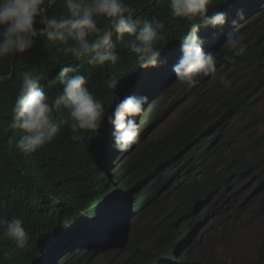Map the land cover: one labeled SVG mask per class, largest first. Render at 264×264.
<instances>
[{
	"label": "trees",
	"instance_id": "16d2710c",
	"mask_svg": "<svg viewBox=\"0 0 264 264\" xmlns=\"http://www.w3.org/2000/svg\"><path fill=\"white\" fill-rule=\"evenodd\" d=\"M262 1L213 0L210 12H225L229 22L223 29L201 30L206 50L216 55V72L190 90L204 97L202 89L227 68L249 72L244 85L224 100L206 97L191 115L153 138V129L180 98L158 107L141 130V143L120 153L110 150L112 129L106 120L99 136L89 134L83 142L72 141L70 130H64L33 155L17 151L20 132L10 125L21 74L32 72L55 98L61 91L60 69L76 66L108 113L114 97L149 98L165 91L175 78L171 68L187 31V22L171 15L168 0H124L134 19L164 23L159 68L140 69L127 40L116 36L113 43L122 61L114 67L76 61L43 37L29 52L0 59V75L9 77L0 82V200L8 204L0 210V219L23 217L31 235L23 249L0 239V264H94L109 252L105 255L113 257L108 264H200L186 255L189 242L210 220L220 225L241 216L243 203L235 196L245 184L264 193V130L254 132L264 125V114L256 108L264 92ZM63 4L64 0H44L45 14L59 16ZM239 11L244 18L235 31L254 30L245 38V55L238 57L222 42L233 31L232 20ZM98 23L103 27L106 22ZM113 77L119 81L115 91L108 86ZM213 88L214 82L205 90ZM212 102L219 104L210 112ZM238 137L243 142L235 150ZM125 153L127 159L110 172L111 162L116 164ZM113 238L117 242L111 244ZM250 264H264V243Z\"/></svg>",
	"mask_w": 264,
	"mask_h": 264
},
{
	"label": "clouds",
	"instance_id": "9594fccd",
	"mask_svg": "<svg viewBox=\"0 0 264 264\" xmlns=\"http://www.w3.org/2000/svg\"><path fill=\"white\" fill-rule=\"evenodd\" d=\"M212 4L213 0H168L171 15L187 22L186 34L179 45L180 57L171 71L189 89L216 72V55L206 50L200 33L205 27L223 29L229 17L223 11L210 12ZM43 5L44 0H0V59L29 52L37 39L43 37L76 61L83 60L92 67H114L122 61L113 43L116 36L117 40H127L126 47L134 54L140 69H156L163 62L160 45L165 40L164 23L155 18L134 19L132 8L124 0H64V12L59 16L46 15ZM243 18L244 12H237L233 26ZM98 21L106 23L101 27ZM225 43L235 56L245 55V36L235 31V27L226 35ZM7 79V75H0V82ZM58 79L61 91L52 98L32 72L21 74L10 125L20 132L17 151L33 155L64 130H70L72 141L83 142L89 134L99 136L105 120L112 129L116 150L128 151L141 143L136 117L143 113L147 96L114 97V107L108 113L104 103L89 90L88 81L78 67L71 64L62 67ZM220 83L228 89L231 82L221 77ZM108 86L115 91L118 79L113 77ZM7 207V202L0 200V210ZM0 239L19 249L25 248L31 235L23 217L0 219Z\"/></svg>",
	"mask_w": 264,
	"mask_h": 264
},
{
	"label": "rangeland",
	"instance_id": "374dc122",
	"mask_svg": "<svg viewBox=\"0 0 264 264\" xmlns=\"http://www.w3.org/2000/svg\"><path fill=\"white\" fill-rule=\"evenodd\" d=\"M238 26L237 24L233 27L236 29ZM253 30L248 29L244 32L245 38ZM225 45V40H223L222 47H225ZM227 69H225L227 70L226 72L215 78H212L213 75L211 76L212 80L209 81L210 84L207 87L214 82L215 88L212 91L209 89V91L205 90L207 87L202 89L205 92L204 97L201 98L194 91L177 81L175 77L164 87L165 91H158L148 98V103L144 106V114H141L139 119L137 118L140 130L144 128L147 120L158 107L168 106L177 97L180 99L170 108L165 118L153 129V138L161 137L171 130L180 119L183 120L191 115L195 109L206 101V97H216L217 100L231 97L234 91H237L244 85L251 74L239 69L234 71H232L233 68ZM221 77L231 82L228 89H225L221 85ZM211 104L210 112L219 103L212 102ZM207 107H209V102ZM256 108L264 114V92L259 95ZM263 130L264 125L255 129L254 132L260 133ZM242 142L243 138L238 137V142L234 145L235 150L238 149ZM110 150L118 151L115 147L114 149L110 148ZM127 157L128 154L125 153L121 155L116 164L112 161L113 166L109 171L111 172L112 169L124 162ZM122 198L124 199V197ZM235 198L236 200L238 199V202L241 201L243 203L241 216L235 221L230 220L228 223L223 222L220 225L218 222L216 223L215 219L210 220L201 229V235L197 238L194 237L187 246L186 255L193 262H200V264H250L257 258V250L264 243V193L256 191L250 184H245L237 191ZM115 240L116 238H113L110 243H116L117 241ZM109 253L105 254L108 255ZM105 254L100 255L94 264H108L110 256H106ZM118 256L121 255L118 254Z\"/></svg>",
	"mask_w": 264,
	"mask_h": 264
},
{
	"label": "water",
	"instance_id": "95a60500",
	"mask_svg": "<svg viewBox=\"0 0 264 264\" xmlns=\"http://www.w3.org/2000/svg\"><path fill=\"white\" fill-rule=\"evenodd\" d=\"M139 119V116L137 117ZM123 244H120L119 246H122Z\"/></svg>",
	"mask_w": 264,
	"mask_h": 264
}]
</instances>
